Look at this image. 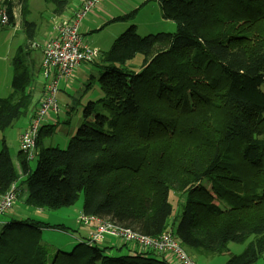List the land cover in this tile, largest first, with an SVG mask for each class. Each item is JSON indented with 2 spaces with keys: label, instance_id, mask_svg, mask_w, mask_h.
Instances as JSON below:
<instances>
[{
  "label": "trees",
  "instance_id": "trees-1",
  "mask_svg": "<svg viewBox=\"0 0 264 264\" xmlns=\"http://www.w3.org/2000/svg\"><path fill=\"white\" fill-rule=\"evenodd\" d=\"M29 1L18 0L26 43L13 58V91L0 97V129L27 114L35 93L37 24L26 20ZM45 1L56 14L67 4ZM159 2L176 30L142 36L131 24L120 34L97 64L103 68L99 105L89 102L67 148L44 146L55 129L42 127L37 167L32 171L20 152L19 174L3 142L0 192L25 177L28 207H70L83 194L82 214L153 237L171 224L193 256L247 243L224 264H257L264 256V0ZM138 54L143 60L132 68ZM203 139L212 147H197ZM172 191L181 199L175 216ZM7 221L0 264H171L163 252L127 242L91 244L87 235L54 247L42 234H69L72 226L30 216Z\"/></svg>",
  "mask_w": 264,
  "mask_h": 264
},
{
  "label": "rangeland",
  "instance_id": "rangeland-1",
  "mask_svg": "<svg viewBox=\"0 0 264 264\" xmlns=\"http://www.w3.org/2000/svg\"><path fill=\"white\" fill-rule=\"evenodd\" d=\"M112 1L114 3H117L114 0ZM130 1H135V0H124V6L121 3H118V6L121 7L122 9H125L124 7L127 6L126 5L127 3L128 5H132ZM99 2H102V0H100ZM31 3L32 5H30L31 7L29 8V11L26 15V20L29 22H35L39 27L38 32H40V29L48 25V21H50L51 16H49V11L46 7L47 4L45 3L44 0H33ZM154 5L158 6L156 2H153V5H149L148 10L150 11L151 9H153ZM88 13L86 14L87 17L95 16L96 18L100 19V21H102L103 17L100 13H94V12L89 14ZM150 13H153V17L145 18V11L141 13L139 26H137V23H132L136 25V29L140 35L144 36L150 33H157L160 31L168 32V31L176 30V24L171 20H166L161 24L159 23L160 25H157V21L154 19V10L150 11ZM160 14H161V10H160ZM123 15L125 16V13ZM18 17H19V21H18L19 26L22 27V31H24L25 33L24 22H23L24 18L21 15L20 7L18 10ZM117 22L120 23L114 25L112 29L120 31L117 34L118 36H114V34L112 33L113 31L110 27L104 30L98 29V31L90 32V33L84 32L83 38L85 40L92 38L93 44L96 45V47L98 46L97 48L100 47L99 50L102 54V51L104 52L110 49V47L114 44L115 40L119 37V35L122 34L125 30H127L131 25V23H128L125 20H118ZM22 31L19 29L14 30L11 24H7L0 28V95H3L4 88H9L10 90H12L11 84L13 77V58L16 55L17 48L20 45L26 43V34H24ZM39 36L40 35L38 33V36L35 39V43L39 44V46L33 45V52H32L35 62L37 64L36 65L37 70L40 65V58H41L40 51L42 53V49L40 47L42 42H40L41 40H39ZM101 54L99 55L98 59L93 63L94 65L92 64L88 65V63H82V65L76 67L73 75L75 76V79L71 85H66L64 83V80L60 81V86H59L60 89L57 92L58 110L56 112L49 111L47 114V120L53 122L51 125H54V129H55V132L53 133L52 137L48 139L51 145L59 146L62 149L67 148L69 140L73 135L76 134L78 127L80 126L82 120L84 119L85 110H87V113L90 112V109H87V108H91V106H89V100L91 99L92 101L98 103L99 105V98L103 93L98 80L100 75L103 73V68L97 66V64L100 63ZM142 60L143 57L140 54H138L133 61L129 62V64L132 68L139 69ZM83 66L84 68H88L87 73L81 70V67ZM90 70H92V72H90ZM38 72L43 74L41 71V65ZM37 77H40V75L38 74ZM36 79L38 80V78ZM43 80L45 83L47 78L44 77ZM0 97H6V95ZM34 105H36V102L35 100H32L26 113L28 111L31 112V108L33 109ZM96 113L97 112L95 110V113L91 114V116L89 117L90 121L95 120L94 118L96 116ZM27 120H28L27 115L21 117V123L26 122ZM16 122L17 120H15L12 123V125L6 128L5 130L0 129V150L3 145L4 136L6 135L7 137L6 143L9 144L8 146L10 147L11 151L13 153H16L17 146L19 143V137L21 139V136L25 132V131H23V133L21 132L22 128H20L19 125L21 123H16ZM43 138L44 136L41 137V142H43ZM195 144L197 147L198 146L199 147L205 146L207 148L212 147V144L206 143L204 139L199 140L198 144L197 143ZM38 150H40V148H38ZM38 159L39 156H37L34 160L30 161V167L32 171L36 169ZM24 180L25 177H22L20 181V191H21L20 193L21 195H19L20 202L23 201L28 194L27 184ZM206 185L210 187L209 183H207ZM170 201L174 206L173 216H175V214L179 212L178 209L179 202H181L179 193H177L176 191H172L170 194ZM83 203H84V196L82 194L78 199V201L73 206L62 207L57 209L45 208L44 210H46L47 215L50 217V221H52L53 223L60 224V221H62L64 223H69L71 225L75 224L76 226H78V223H75V221L76 219L78 220L79 216L81 215ZM15 219L22 220L26 218H15ZM2 226L3 225L0 226V229ZM68 230L70 232L69 234L62 232L43 233L42 240L44 241V243L48 245H50L49 243H53L54 247H58L61 245H66L68 241L76 244L78 243L77 241L80 239V237L85 238L87 235V231L82 227L80 228V225L77 228L70 227ZM119 241L123 242L120 239ZM246 244L247 243L237 244L230 242V244L228 245L229 247L228 252H225L215 257L213 256V258L210 261L204 259L205 257H199L197 259L198 263L224 264L230 258L231 255L240 254L245 249ZM263 263H264V256L262 259L258 261L257 264H263Z\"/></svg>",
  "mask_w": 264,
  "mask_h": 264
},
{
  "label": "built area",
  "instance_id": "built-area-1",
  "mask_svg": "<svg viewBox=\"0 0 264 264\" xmlns=\"http://www.w3.org/2000/svg\"><path fill=\"white\" fill-rule=\"evenodd\" d=\"M9 0H0V27L10 24ZM100 0H83L81 9L73 20L58 21L53 25L50 37L40 47L42 49L41 71L47 78L42 89V99L30 124L20 139V150L28 160L36 158L40 130L47 124L49 111L58 110L57 92L60 81L71 79L73 73L82 63L95 62L101 54L99 48L86 44L80 32V22L86 14L94 8ZM16 13V12H15ZM34 46H39L33 43ZM20 190L16 182L6 193L0 192V226L7 224L4 216L12 210ZM78 223L88 229V242L103 243L108 238L120 239L129 244L135 243L138 250H157L163 252L171 264H199L197 257L191 255L174 236L171 225L158 237L147 236L142 233L121 227L115 222L93 214H81Z\"/></svg>",
  "mask_w": 264,
  "mask_h": 264
},
{
  "label": "crops",
  "instance_id": "crops-1",
  "mask_svg": "<svg viewBox=\"0 0 264 264\" xmlns=\"http://www.w3.org/2000/svg\"><path fill=\"white\" fill-rule=\"evenodd\" d=\"M32 1L33 0L29 1V8L31 7L30 5H32V3H31ZM114 1H116L117 3H114L112 0H102V2H99L89 12V13H93V12L94 13H100L103 17L102 21H100V19L96 18L95 16H88V17L86 16L83 18V20L80 22V32L82 34V37H83L84 32L90 33V32L98 31V29L104 30V29L110 28V27L112 29V27H114V25L120 23V22H117L118 20H123V19H119V18L124 16L123 15L124 13H125V15H128V14L132 13L133 11H136V14L134 15V17H132L131 19H124V20L128 23H131V24L137 23V26L140 25V15L143 11H145V18H147V17H153V13H150V11L154 10V19L157 21V25H160L161 23L166 21V19H164L162 17V11L160 14L161 7H160L159 0L130 1V3L132 5H128V3H127L126 4L127 6L124 7L125 9H122L121 7L118 6V3H121L124 6V0H114ZM110 2H111V4H110ZM153 2H156L158 4L160 10H159L158 6H156V5H154V8L151 9L150 11L148 10L149 5H153ZM45 3L47 4L46 7L49 11V16H51V17H50V21H48V25L43 27L42 29H40V32H38L39 27L37 25L36 37L38 36V33H39V35H40L39 40H41L40 42H42V43L50 37V35L53 31V25L56 22L62 21V20H70L74 16V14H76L81 9V5L83 3V0H67L66 8L64 9V11L61 14L54 13V9H55L54 4L47 3L46 1H45ZM112 3H114V4H112ZM19 7L21 9V6L18 4V0H15V3L12 7V14H14V17H13L14 19L12 22H10V24L13 26L14 30L19 29L22 31V27H20L19 23H18V21H19V17H18ZM26 13H28V11ZM21 15H22V11H21ZM112 31H113L112 33L114 34V36H118L117 34H118V32H120L119 30H114V29H112ZM22 32L24 33V31H22ZM36 37H35V39H36ZM39 40H36V41H39ZM83 41L86 44H90L91 46L96 47V45H94L92 42L93 41L92 38H90L88 40H85L83 38ZM40 54H41V58H40V65H41L42 64V58H43L41 51H40ZM31 56L33 57V54ZM32 59L34 60V73L36 75V78H38V80L36 79V82H35V93H34V97H33V100H35L36 105H34L33 109L31 108V112L28 111L27 114H25V115H27V119H28L26 122L21 123V117L17 120L16 123H21L19 125H20V128H22V131H21L22 133H23V131H25L27 126L30 124L32 117L34 116L36 111L39 109V105H40V102L42 99L41 96H43L42 89L45 87V83L43 80L45 76H43V74L38 72L40 65H39V68L37 70V67H36L37 64L35 62L34 57ZM88 65H90V64H88ZM84 66H86V65H84ZM84 66L81 67V70H83V72L87 73L88 68H84ZM90 72H92V70H90ZM38 74L40 75V77H37ZM73 75H74V73H73ZM74 79H75V76H72L71 79L64 80V83L66 85H71L73 83ZM11 86H12V84H11ZM12 91H13V89L10 90L9 88H4L3 89V92H4L3 95L8 96ZM3 95H0V96H3ZM89 102H92V100L90 99ZM25 115H23V116H25ZM46 122H47V124H46L47 126H51V124L53 123L52 121H49V120H47ZM21 134H20V136H21ZM6 138L7 137L5 135L4 141H3L5 143L7 140ZM52 144H53V141H52ZM6 145L8 146L9 144L6 143ZM45 145L46 146L51 145V143L48 141V139L44 141V146ZM8 148H9V151L11 153L14 164H15L19 174H21L20 164H19V153L21 152V150H20V137H19V143L17 146L16 153H13L9 146H8ZM38 152H39V150H38ZM19 183L20 182L18 180L17 184L19 185ZM19 198L17 199L12 210L4 216L5 220H9L10 217L26 218V217L30 216V217H34L37 219H42V220L47 221L51 224H56V223H53L52 221H50V217L47 215L46 210H44L45 208L36 209V208L28 207L25 205V203L23 201L20 202ZM28 209H31V210H28ZM26 211H28V212H26ZM81 214H82V212H81ZM172 220H173V218H172ZM75 223H78L77 219H76ZM60 224H67L69 226H72L73 228H77L79 226V223H78V226H76L75 224L71 225L69 223H64L62 221H60ZM169 225H171V224H169ZM80 228H81V226H80ZM83 229H85V228H83ZM85 230L87 231V236H88L90 234V231L88 229H85ZM122 243L123 242H120L119 239H116V238H108L107 240H105L103 242L104 246H109V247L118 246V245H121ZM216 256H218V255H216ZM196 257H197V259L199 257H205L204 259L209 260V261L213 258V257H209V256H196Z\"/></svg>",
  "mask_w": 264,
  "mask_h": 264
},
{
  "label": "clouds",
  "instance_id": "clouds-1",
  "mask_svg": "<svg viewBox=\"0 0 264 264\" xmlns=\"http://www.w3.org/2000/svg\"><path fill=\"white\" fill-rule=\"evenodd\" d=\"M9 1H11V4L12 5H14V3H15V0H9ZM11 7H13V6H11ZM13 17H14V14H13ZM45 84H46V82H45ZM45 126H47V125H45ZM45 126H43V127H45ZM27 129V128H26ZM22 152V151H21ZM23 153V152H22ZM37 153H38V149H37ZM31 161V160H30Z\"/></svg>",
  "mask_w": 264,
  "mask_h": 264
}]
</instances>
